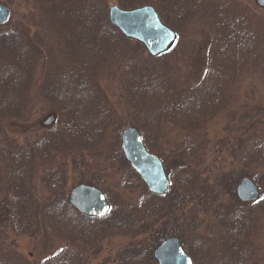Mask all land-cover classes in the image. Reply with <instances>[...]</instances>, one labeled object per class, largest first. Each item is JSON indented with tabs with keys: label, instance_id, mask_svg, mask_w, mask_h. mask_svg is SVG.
Listing matches in <instances>:
<instances>
[{
	"label": "trees",
	"instance_id": "obj_1",
	"mask_svg": "<svg viewBox=\"0 0 264 264\" xmlns=\"http://www.w3.org/2000/svg\"><path fill=\"white\" fill-rule=\"evenodd\" d=\"M117 1L126 7L153 2L180 33L186 31L192 16L202 19L212 33L204 77L197 85L185 86L173 71L171 50L154 57L145 53L140 42L132 45L134 41L111 23L109 0H32L43 25L22 22L0 29V90L4 94L0 96V264H84L82 250L87 244L96 243L99 248L104 237L122 234L124 228L134 235L116 253V264H158L153 249L173 233L186 242L196 264H262L258 246L251 245L264 232L257 223L260 215L243 200L238 206L220 204L212 220L216 228L206 232L201 227L190 230L192 223L187 221L185 228L170 227L169 222L161 228L156 224L154 220L174 214L177 207L176 195L169 191L163 195L149 191L138 204L112 205L103 217L85 215L69 202L65 158L73 149L104 143L109 127L120 129L125 121L99 84L113 66L124 71L125 123L137 125L148 145L163 135L166 122L188 130L205 126L217 110L230 104L235 77L254 72L264 79V17L239 0L213 1L207 9L196 0L191 7L189 0ZM32 25L37 30L32 31ZM40 30L49 32L54 41L51 37L38 40ZM40 62L46 68L39 92L52 101L57 115L38 139L21 143L8 132L5 121L31 108ZM79 81L89 86L84 100L98 110L92 115L87 114L89 107L83 100L71 104L62 92ZM245 144L244 164L264 167V134L249 136ZM132 172L141 182L139 174ZM262 201L264 197L257 203ZM124 217L130 220L126 227ZM101 225L102 230L94 233ZM42 229L67 244L42 259L30 260L18 250L13 234L41 233ZM148 231L155 232L152 243L144 235Z\"/></svg>",
	"mask_w": 264,
	"mask_h": 264
},
{
	"label": "rangeland",
	"instance_id": "obj_2",
	"mask_svg": "<svg viewBox=\"0 0 264 264\" xmlns=\"http://www.w3.org/2000/svg\"><path fill=\"white\" fill-rule=\"evenodd\" d=\"M2 1L9 7L10 15L6 22L0 23L1 30L22 22L25 24L34 22L43 25V21L35 13L32 0ZM109 1L110 6L112 4L122 6L117 0ZM196 1L201 2L207 9L211 2L223 0ZM239 1L255 11L256 15L264 17V6L260 5L258 0ZM194 2L189 0L188 5L191 7ZM145 4H152L159 13L161 12L153 2L132 7ZM198 19L195 15L188 19L186 31L179 34L175 48L168 55L175 75L185 86L197 85L204 77L208 67V51L212 33L209 26L202 19ZM261 24L264 26V22ZM115 26L120 30L117 25ZM35 30L37 27L32 25V31ZM123 35L134 41L132 45L138 41L124 33ZM35 37L42 42L47 40V37L53 39L49 32L43 33L42 30L38 31ZM110 38L108 37V39ZM138 42L144 46L141 45L146 54H151L144 43ZM110 46L111 44L106 47ZM101 51L103 49H100ZM136 52L138 55L141 54ZM40 63L35 71L34 101L30 104L31 108L23 116L11 117L5 121L8 132L21 143L34 142L38 139L46 126L54 123V119L50 123H46V120L50 116L56 117L57 115L52 101L43 97L39 92V85L46 68L44 63ZM122 75H124L123 68L113 66L100 77L99 84L117 106L123 119L127 121L125 108L127 96L121 87ZM237 77L233 80L235 81V94L228 101L230 104L224 109L217 110L205 126L198 130H188L176 127L171 122H166L163 127V135L152 140L153 142L148 146L151 152L160 155L163 159L165 169L170 177L168 191L176 195L175 205L177 207H175L174 214H165L160 216L162 220L159 219L158 221L159 217L154 220L160 228L167 222H169L170 227L178 225L185 228V225L191 222L190 230L201 227L202 231H211L216 228L212 220H215L216 210L221 207L220 204L235 202V206H238L243 200L249 202L253 210L255 209L259 213L260 219L257 223L259 222L261 228L264 229V208L260 207L264 206V201L257 203L259 197H264V167L259 165L246 166L243 162L244 154L242 152L249 136L256 133L264 134V79L254 72H246L242 77L240 75ZM88 88V85L80 82V84L63 87L62 92L64 95L67 94L71 104L81 103L83 100V103L89 107L87 114L92 115L98 110L89 106L88 101L84 100L88 92L85 90ZM0 96L1 98L4 97L1 90ZM125 121L120 129L114 130L109 127L105 137L107 140L99 146L89 149L77 148L70 151L68 157L65 158L68 171V191L74 184L91 183L104 189L113 206H118L124 201L138 204L143 196L149 192L147 185L142 180L140 182L136 173L132 172L134 167L124 155L122 132L126 126L132 125L125 123ZM246 175L250 176L259 187L260 196L256 199L244 200L237 194V185L240 179ZM38 186L41 188L42 182L38 183ZM124 220L125 217L122 221ZM184 221H187L186 224ZM129 223V218H126L125 224H123L126 227ZM104 225H101L94 233L100 232ZM124 229L122 234L114 232L104 237L99 248L96 243L87 244L82 250V257H84L82 263L116 264V253L125 244L131 242L134 235L132 232L125 233L126 228ZM154 234L155 232L148 231L144 235H146L148 242L152 243L155 240ZM13 235L17 240L18 250L30 260L42 259L67 244L63 238L44 229L41 233H16ZM180 239L184 242L181 237ZM253 244L258 246L259 259L264 264V232L256 237L251 245ZM184 245L187 251L193 254L190 249L188 250L186 242ZM154 249L153 256L156 259ZM156 260L159 264L158 259Z\"/></svg>",
	"mask_w": 264,
	"mask_h": 264
},
{
	"label": "water",
	"instance_id": "obj_3",
	"mask_svg": "<svg viewBox=\"0 0 264 264\" xmlns=\"http://www.w3.org/2000/svg\"><path fill=\"white\" fill-rule=\"evenodd\" d=\"M264 6V0H258ZM9 7L0 0V23L7 21ZM109 17L127 36L135 38L158 55L169 51L176 43L178 32L167 24L152 4L132 8L112 4ZM53 119L50 116L47 122ZM122 147L127 159L139 171L151 191L164 193L170 184L163 161L159 155L148 150L143 135L135 125L127 126L122 132ZM237 193L244 200L255 199L260 190L250 176H243ZM70 202L80 211L90 215H104L110 208L105 192L98 186L84 182L70 190ZM154 255L160 264H195L193 256L186 250L180 237L175 234L166 236L155 246Z\"/></svg>",
	"mask_w": 264,
	"mask_h": 264
},
{
	"label": "flooded vegetation",
	"instance_id": "obj_4",
	"mask_svg": "<svg viewBox=\"0 0 264 264\" xmlns=\"http://www.w3.org/2000/svg\"><path fill=\"white\" fill-rule=\"evenodd\" d=\"M135 170V169H134Z\"/></svg>",
	"mask_w": 264,
	"mask_h": 264
}]
</instances>
